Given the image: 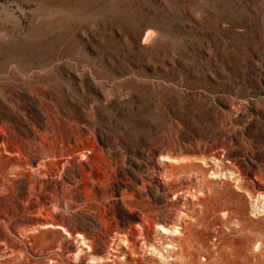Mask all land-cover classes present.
Returning <instances> with one entry per match:
<instances>
[{"label":"rangeland","instance_id":"rangeland-1","mask_svg":"<svg viewBox=\"0 0 264 264\" xmlns=\"http://www.w3.org/2000/svg\"><path fill=\"white\" fill-rule=\"evenodd\" d=\"M0 264H264V0H0Z\"/></svg>","mask_w":264,"mask_h":264},{"label":"bare ground","instance_id":"bare-ground-1","mask_svg":"<svg viewBox=\"0 0 264 264\" xmlns=\"http://www.w3.org/2000/svg\"><path fill=\"white\" fill-rule=\"evenodd\" d=\"M150 36H152L151 34H149ZM150 36H149V39H150ZM148 38V37H147ZM146 38V39H147ZM151 38H153V36L151 37ZM145 39V40H146ZM263 197V196H262ZM260 199V198H259ZM261 199H263V198H261ZM48 208V207H47ZM51 209V208H50ZM224 214H226V213H224ZM161 221H163V220H161ZM97 222V221H96ZM156 223V222H155ZM163 223H164V225H163ZM163 223H159L160 224V226L159 227H161V229H163L164 231H172V230H174L175 231V229L173 228V224L171 225V224H169L168 225V227H166L165 226V224H168V222H165V221H163ZM54 224H57L56 222L54 223ZM48 225H50V224H48ZM175 225V224H174ZM45 226V225H44ZM57 226V225H56ZM59 226V225H58ZM64 226V225H63ZM98 226V223L96 224V227ZM61 228H62V226H60ZM108 227V229L109 228H111L112 226H107ZM98 228V227H97ZM168 228L170 229V230H168ZM74 230H75V228H73ZM116 229V228H115ZM113 230V229H112ZM72 232H73V230H71ZM78 231V230H77ZM116 231V230H115ZM151 230L150 229H148V228H146L145 229V238H146V240H147V242H149V244L151 245V247L153 248V250H154V248L156 249V246L152 243V241L149 239V237L148 236H150V234H151V232H150ZM150 232V233H149ZM177 232H180V231H177ZM79 233V232H78ZM107 233H108V231H107ZM117 233V232H116ZM172 233H175V232H173L172 231ZM70 234V233H69ZM115 235H117V234H115ZM122 235V234H121ZM81 236V235H80ZM83 237H84V235H82ZM113 236V235H112ZM112 236H110V237H112ZM117 236H120V235H117ZM83 237H82V239H83ZM108 237V236H107ZM114 237H116V236H114ZM121 237V236H120ZM128 237V236H127ZM86 238V237H85ZM93 238H94V241H92V240H90L89 242H90V244H92L91 245V247L93 246V243L95 244V247H97V245H96V241L99 239V238H101V237H99V234H94L93 235ZM109 238V237H108ZM122 238V237H121ZM97 239V240H96ZM112 239V238H111ZM170 239L171 240H173V237H171L170 236ZM116 240V239H115ZM118 240V239H117ZM123 240H125L126 241V239H125V236H123ZM107 241H108V239H107ZM112 241H113V239H112ZM119 241V240H118ZM180 241V240H179ZM117 242V241H116ZM260 242V241H259ZM257 244L258 243H256L255 244V246H257ZM114 245H115V242H114ZM116 247H117V245H115ZM172 245H169V247H171ZM119 247V246H118ZM117 247V248H118ZM127 248V254H131L130 253V251H131V247L130 246H127L126 247ZM172 248V247H171ZM260 248V247H259ZM115 252H118L120 255H123V253H125V251L123 250V249H113ZM159 250V249H158ZM170 252H172L171 250L170 251H168V253H170ZM89 254V253H88ZM91 254H92V252H91Z\"/></svg>","mask_w":264,"mask_h":264}]
</instances>
